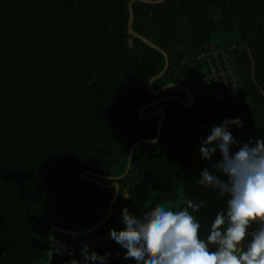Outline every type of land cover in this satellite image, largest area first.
I'll list each match as a JSON object with an SVG mask.
<instances>
[{
  "label": "trees",
  "instance_id": "trees-1",
  "mask_svg": "<svg viewBox=\"0 0 264 264\" xmlns=\"http://www.w3.org/2000/svg\"><path fill=\"white\" fill-rule=\"evenodd\" d=\"M131 1L0 0V264H47L53 229L62 232L52 233L59 252L51 264L81 259L85 245L107 253L108 264H130L108 236L124 227L123 207L141 216L156 194L199 178L200 142L225 119L242 120L230 129L241 144L264 138V0L134 3L135 30L170 58L155 89L183 85L190 107L156 103L189 99L178 87L152 93L166 59L141 39L129 43ZM211 48L232 58L237 96L220 100L214 81L203 84L209 64L201 54ZM153 103L145 118L167 112L161 142L136 149L111 220L74 236L106 222L117 192L82 175L112 178L101 180L106 186L125 176L133 145L158 138L161 115L140 118ZM222 208L198 214V235Z\"/></svg>",
  "mask_w": 264,
  "mask_h": 264
},
{
  "label": "clouds",
  "instance_id": "clouds-1",
  "mask_svg": "<svg viewBox=\"0 0 264 264\" xmlns=\"http://www.w3.org/2000/svg\"><path fill=\"white\" fill-rule=\"evenodd\" d=\"M233 126L242 127V120L225 119L200 142L201 159L210 162L212 171L202 168L196 183L223 201L207 235H198L205 201L180 185L178 205L165 199L153 207V201L141 216L121 209L124 227L109 229L108 236L130 264H264V138L241 144L232 135ZM217 152L220 158L212 162ZM81 251L82 258L70 264H108L107 253L97 254L87 245Z\"/></svg>",
  "mask_w": 264,
  "mask_h": 264
},
{
  "label": "water",
  "instance_id": "water-1",
  "mask_svg": "<svg viewBox=\"0 0 264 264\" xmlns=\"http://www.w3.org/2000/svg\"><path fill=\"white\" fill-rule=\"evenodd\" d=\"M167 0H132L130 5H129V9H130V20H129V33L130 35L132 36L130 39H129V43L131 44L132 47L135 46V41H134V38L133 37H136L138 39H141L142 41H144L147 45H149L150 47H152L153 49H156L157 51L161 52L164 56H165V59H166V66L164 68V70L156 77H154L151 81H150V84H149V87L152 91V93L155 95V96H161L163 95V93L171 88V87H178V88H181L182 90H184L185 94L187 95L188 99H189V102H185L183 98L181 97H178V96H170V97H166V98H162L161 100H159L158 102L156 103H159V102H163L165 100H177L179 102H181L185 107H190L193 102H194V98H193V95L192 93L190 92L189 89H187L186 87H184L183 85L181 84H175V83H170V84H167L165 85L162 89H160L159 91H157L155 89V86H154V83L156 80H158L159 78H162L168 68H169V64H170V58H169V55L168 53L163 49L161 48L160 46L154 44L153 42H151L149 39H147L146 37H144L143 35H141L140 33H138L135 28H134V22H135V11H134V3L135 2H144V3H149V4H162L164 2H166ZM156 103H153V104H150L146 107H144L141 111H140V118L142 120H149V119H152L154 117H156L157 115H161V120H160V123H159V128H158V138L156 141H150V140H142V141H138L136 142L132 149H131V155H130V163H129V167H128V170L125 174V176L121 177V178H118V179H115V183L114 184H111L109 186H106L104 184L101 183V180H111L112 178H109V177H102L94 172H86L82 175V178L84 180H87V181H90V182H94V183H97L98 185L102 186V187H106V188H116L117 189V192H116V196L111 204V207H110V213H109V217L108 219L106 220V222L98 225L97 227H95L91 232L87 233V234H74V236H77V237H85V236H88L90 235L91 233H93L94 231H96L101 225H104L105 223H107L108 221L111 220L112 216H113V208H114V205L115 203L117 202V200L119 199L120 197V186L118 184L119 181H122L124 180L125 178H127V176L130 174V171H131V167H132V163H133V158H134V153L136 151V149L140 146V145H153V144H158L161 142L162 140V128H163V124H164V121L166 119V116H167V112L166 110L164 109H159L157 111H155L153 113L152 116L150 117H147L145 118L144 117V112L149 109L150 107L154 106ZM126 198H128V196H126ZM55 231H58V232H62L58 229H53L51 232H50V239L51 241L53 242V246L51 247L50 251H51V255L49 257V261L47 264H51L52 262V252L53 250L56 249L57 252H59V242L57 240H55L53 237H52V233L55 232ZM109 241L111 240L110 238H107V239H100L98 241H95L93 243H97V242H102V241ZM91 243V244H93ZM85 245V244H84ZM69 256V255H68Z\"/></svg>",
  "mask_w": 264,
  "mask_h": 264
},
{
  "label": "built area",
  "instance_id": "built-area-1",
  "mask_svg": "<svg viewBox=\"0 0 264 264\" xmlns=\"http://www.w3.org/2000/svg\"><path fill=\"white\" fill-rule=\"evenodd\" d=\"M209 64V71L203 78V84L215 82L218 86L216 96L226 99L237 96L238 84L232 66V58L226 50H216L211 48L207 53L201 54Z\"/></svg>",
  "mask_w": 264,
  "mask_h": 264
},
{
  "label": "rangeland",
  "instance_id": "rangeland-1",
  "mask_svg": "<svg viewBox=\"0 0 264 264\" xmlns=\"http://www.w3.org/2000/svg\"><path fill=\"white\" fill-rule=\"evenodd\" d=\"M200 156V154L198 155ZM216 160H214L212 158V162H215ZM201 164H204L205 167H209V170L210 172L212 171L211 167H210V162L209 161H205L202 159V161L200 162ZM198 180V178L196 179H193L189 182H186V183H181L180 185H183L185 188H186V191H187V194L189 196H192L194 198H197V199H203L205 201V207L203 209H201L199 211L200 212H203V210L206 208V207H217L219 205L222 204V200H219L215 197L214 193H212L211 190H208V189H204L202 187H199L196 183V181ZM179 185V186H180ZM165 199H168V200H172V201H166L167 204H172V203H175V204H179V200L176 199V191L173 192V193H158L155 195L154 197V204H158L161 202V200H165ZM153 203V202H152Z\"/></svg>",
  "mask_w": 264,
  "mask_h": 264
}]
</instances>
